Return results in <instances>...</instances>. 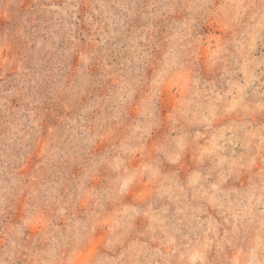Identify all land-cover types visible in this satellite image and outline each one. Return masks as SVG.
Returning <instances> with one entry per match:
<instances>
[{
    "label": "rangeland",
    "instance_id": "374dc122",
    "mask_svg": "<svg viewBox=\"0 0 264 264\" xmlns=\"http://www.w3.org/2000/svg\"><path fill=\"white\" fill-rule=\"evenodd\" d=\"M0 264H264V0H0Z\"/></svg>",
    "mask_w": 264,
    "mask_h": 264
}]
</instances>
